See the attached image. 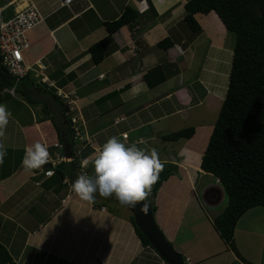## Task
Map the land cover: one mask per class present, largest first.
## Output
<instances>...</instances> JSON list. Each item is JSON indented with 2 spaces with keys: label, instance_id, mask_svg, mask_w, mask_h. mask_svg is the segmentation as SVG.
<instances>
[{
  "label": "crops",
  "instance_id": "obj_1",
  "mask_svg": "<svg viewBox=\"0 0 264 264\" xmlns=\"http://www.w3.org/2000/svg\"><path fill=\"white\" fill-rule=\"evenodd\" d=\"M185 1L73 0L60 6V0H0V18L27 3L44 15L27 33L24 59L45 65L47 81L32 73L27 77L72 102L73 152H84L79 161L87 160L78 164L79 175L92 174L89 161L112 136L148 152L156 149L163 164L175 168L155 192L153 218L185 263L264 264V206L249 208L237 219L230 246L211 223L221 211L212 206L221 197L213 185L221 186L199 164L225 87H216L202 72L231 59L226 43L231 35L212 10L194 13L199 31L190 30L183 21ZM125 6L138 12L136 19L109 34L103 23ZM163 39L170 42L166 48L157 46ZM98 40L105 42V55L94 63L87 48ZM141 85L147 91L137 94ZM29 97L42 99L31 91ZM0 104L11 112L0 138L7 150L0 165V244L11 259L16 264H160L153 248L140 243L126 207L98 198L88 204L73 193L63 172L43 175L70 158L63 157L42 103L15 91L0 95ZM185 127L193 128L189 137L163 138ZM36 142L48 148L51 163L28 172L21 161ZM63 168L70 170L66 162Z\"/></svg>",
  "mask_w": 264,
  "mask_h": 264
},
{
  "label": "trees",
  "instance_id": "obj_2",
  "mask_svg": "<svg viewBox=\"0 0 264 264\" xmlns=\"http://www.w3.org/2000/svg\"><path fill=\"white\" fill-rule=\"evenodd\" d=\"M183 8V21L192 31H199L193 14L212 10L225 29L234 34L225 93L199 164L200 170L217 180L226 198L225 205L211 218V223L221 240L230 246L237 219L249 208L264 206V0H186ZM137 14L134 8L125 6L118 17L103 24L110 34L123 25H130ZM169 45L166 39L157 43L162 48ZM87 53L94 63H98L105 55V42L98 40L92 43ZM27 76L18 81L15 91H21L29 101L42 103L43 115L51 121L62 150L65 144L69 146L70 159L60 162L53 171L60 175L63 172L72 184L79 176V156L82 157L84 152L78 156L73 152L71 111L68 112L66 103L56 95L55 89L46 84L41 88ZM11 84V79L0 65V85ZM30 91L33 94L37 92L42 99L29 97ZM192 132V127H185L163 138L176 140L189 137ZM65 162L70 170L63 168ZM174 168L170 164L164 165L150 196L145 200L150 203L152 212L155 192ZM97 198L112 200L99 195ZM129 220L140 243L151 247L134 225L132 215ZM0 264H16L1 244Z\"/></svg>",
  "mask_w": 264,
  "mask_h": 264
},
{
  "label": "clouds",
  "instance_id": "obj_3",
  "mask_svg": "<svg viewBox=\"0 0 264 264\" xmlns=\"http://www.w3.org/2000/svg\"><path fill=\"white\" fill-rule=\"evenodd\" d=\"M141 90L147 91V86H138L135 91L138 94ZM10 117L7 106L0 104V138L5 136ZM6 155L5 145L0 142V165ZM50 159L48 148L36 142L26 148L21 164L25 171L31 172L41 169ZM89 163L92 174L79 175L72 182L73 193L88 204L94 203L97 195L114 196L121 205L131 207L147 200L164 168L156 149L148 152L135 144L126 145L116 136L108 138ZM48 170L51 176L53 168Z\"/></svg>",
  "mask_w": 264,
  "mask_h": 264
},
{
  "label": "built area",
  "instance_id": "obj_4",
  "mask_svg": "<svg viewBox=\"0 0 264 264\" xmlns=\"http://www.w3.org/2000/svg\"><path fill=\"white\" fill-rule=\"evenodd\" d=\"M73 0H60V6H67ZM44 20V15L40 10L32 3L23 5L17 11H14L13 15L7 19L0 18V65L4 68L6 74L11 79V85H0V95L8 94L10 96L15 95V86L18 81L32 73L35 76H39L40 82H46V77L43 75L45 65L36 60L33 62H26L24 59V52L26 51L28 41L27 33L33 27L38 25ZM49 85V84H48ZM56 95L61 99L67 98L62 93L56 91ZM63 101V100H62ZM68 105V112L72 110L71 101H65ZM76 119L70 118V122L73 126ZM76 133V127L73 126V134ZM124 136V134H122ZM51 163V159L49 161ZM48 162V163H49ZM87 160L83 157L80 160V166H84ZM54 166L53 164L50 165ZM51 170L44 169V176H48V172ZM160 264H166L162 259Z\"/></svg>",
  "mask_w": 264,
  "mask_h": 264
},
{
  "label": "water",
  "instance_id": "obj_5",
  "mask_svg": "<svg viewBox=\"0 0 264 264\" xmlns=\"http://www.w3.org/2000/svg\"><path fill=\"white\" fill-rule=\"evenodd\" d=\"M63 157L67 159L71 157L70 148L66 144L63 148ZM110 198L119 203L114 196ZM123 206L131 213L134 225L146 237L150 246L166 264H186L181 253L176 251L171 243L166 240L155 223L153 212L148 201L139 202L134 207Z\"/></svg>",
  "mask_w": 264,
  "mask_h": 264
},
{
  "label": "rangeland",
  "instance_id": "obj_6",
  "mask_svg": "<svg viewBox=\"0 0 264 264\" xmlns=\"http://www.w3.org/2000/svg\"><path fill=\"white\" fill-rule=\"evenodd\" d=\"M185 23V22H184ZM186 24V23H185ZM186 27H187V24H186ZM191 30V29H190ZM228 33V35H231V38L229 39V42L227 41L226 43H228V49H230V46H231V50H232V45H233V41H234V34L232 33V32H227ZM223 47H225V45L223 46ZM202 49V48H201ZM204 49H207V50H211L212 51V54H215L213 51V49H210V48H207V47H204ZM216 51V50H215ZM228 60V61H227ZM226 61H227V63H225L224 65H220V66H218V67H216L215 68V64L214 63H211V67H212V69H209V68H205L204 70V72H202L203 73V75H204V77L205 78H207L210 82H216V87L218 86V85H221V83L223 84L224 83V87L226 88V82H227V74H228V71H229V65H230V58L229 59H227ZM209 62L210 61H207L206 63H204V64H209ZM221 64H222V62H221ZM195 68V67H194ZM226 69V73H225V75H224V70ZM211 73H213V74H211ZM223 87V86H222ZM225 88H224V90H222L223 92H222V95L220 96L221 98H223V96H224V93H225ZM60 98V97H59ZM61 99V98H60ZM61 100H63L64 102L63 103H65V101L66 100H68V99H61ZM222 101V100H221ZM219 108V107H218ZM217 112H218V109L211 115V117L213 118V120L216 118V115H217ZM215 188V190L217 191V192H219L220 194H221V197L219 198V196H217V198H216V200L214 201V204H212V206L213 205H216V204H218L217 205V207H218V210H221L222 208H223V206L225 205V202H226V198H224L223 197V195H224V193H223V191H222V189L219 187V186H217V184L216 183H214V185H213ZM223 199V200H222ZM220 200H221V202H220ZM105 202L106 203H108L109 204V202L110 203H114V201L113 200H109V199H107V200H105ZM111 205H115V204H111ZM208 205H211V204H208ZM120 209H122V210H124V211H126L125 209H123V208H121L120 207Z\"/></svg>",
  "mask_w": 264,
  "mask_h": 264
}]
</instances>
